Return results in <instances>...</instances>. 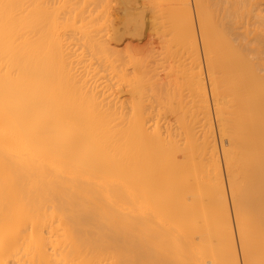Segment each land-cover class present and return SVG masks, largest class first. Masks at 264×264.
I'll use <instances>...</instances> for the list:
<instances>
[{"label": "bare ground", "instance_id": "1", "mask_svg": "<svg viewBox=\"0 0 264 264\" xmlns=\"http://www.w3.org/2000/svg\"><path fill=\"white\" fill-rule=\"evenodd\" d=\"M39 1L0 0V264H239L209 95L239 251L264 264V0H193L209 91L189 0L140 79L107 0L63 21Z\"/></svg>", "mask_w": 264, "mask_h": 264}, {"label": "rangeland", "instance_id": "2", "mask_svg": "<svg viewBox=\"0 0 264 264\" xmlns=\"http://www.w3.org/2000/svg\"><path fill=\"white\" fill-rule=\"evenodd\" d=\"M35 1L36 0H34V3H35ZM38 1L39 0H37V3H38ZM40 1H41V8L43 6V11H45V8L48 7L45 12L49 13V15H51V17H53L52 18L53 20L57 19L59 21H60V19H62V21H63L65 19V15H66V17L68 16V13L70 12L69 10L74 8L75 5L73 3H77L76 0H71L70 2L67 1V0H64V1H66L65 3H67V5L63 2V0H59V1L58 0H48V1L44 0L45 2L43 0H40ZM40 1H39V3H40ZM117 1L119 2V0H107V2H109L108 4H110V5L107 6V4H106V7H108L109 10L107 12L108 14L106 15L107 18H104L106 20V21L104 20L106 22V24L105 23L103 24L104 31H105L104 32V35H105L104 39H106L105 41L109 44V47H112L111 49H112L114 55H116V57H117V59H116V57H114L116 59V62L114 64H115L117 70L125 71L128 74V79L131 78L132 76L135 79H140L141 76H142L141 73L144 71V69H142L143 68L142 66H144L146 64V66H145V67H147V69L145 68L146 70H148V66H150L152 68V66H154L153 64H155V66H157L156 64L158 62L160 63V61H161L160 58L163 57L162 60L164 59V56H165L164 53H165V50H166V46L169 43H172V42H169L168 44L164 43V42H167V41H170V40L172 41L171 37L168 34H167L168 35L167 37H166V35L163 37L164 39L166 38L165 40L162 39V37H161V33L164 32L165 30H167V28L169 26V21H168L169 19H166L168 17H166L167 15L164 16L165 15L164 13L168 12L170 10V8H168L169 10L166 11L167 6H170L168 4H170V2L172 4V0H128L129 4L127 3L128 1L125 0V1H127V2H125L126 3L125 7H123L124 5H121L122 4L121 2L118 3ZM189 1H190L189 4H190V9H191V14H192V20L194 21V23H193L194 27H195L194 29L196 31L195 34H196L197 41H198L199 62H200L201 67H202L201 71L203 72V76L205 77L206 76V71H205L206 67L204 66L205 65V61H204V55L202 53L203 49L201 48L200 40H199L200 37H199V31H198V25H197L198 23H196L197 21H196L195 7H194L193 0H189ZM230 1L229 0H224L223 1L224 2L223 6L224 7L225 6L228 7L229 4H230L229 3ZM53 2L58 7H54L56 5H54ZM59 2H60V5H59ZM37 3H35V4L37 5ZM69 3H70V5H69ZM213 3H215V0L211 2V4H213ZM44 4H46V5L48 4V5L44 6ZM123 4H124V2H123ZM39 5L40 4H38V6ZM68 5L70 6V9H69ZM66 6H67V8H66ZM77 6H78V4H77ZM63 7H65V8L63 9ZM263 7H264V3L262 2L261 3V8H263ZM58 8H59V10H58ZM75 8H76V6H75ZM164 8H165V12L162 10ZM65 9H67V10H65ZM127 9H129V10H127ZM160 9H161L162 12L159 11ZM152 10H153L154 13L152 12ZM57 11H59L58 12V18H56L57 17V13H56ZM54 12H55V15H53ZM70 13H72V15H73L74 14V10L72 9V11ZM154 14H155L156 17H153ZM47 15H46V17L47 18L49 17V19H50L51 17L49 15L48 16ZM72 15H69L68 17H70ZM136 15H137V17L139 19L134 18ZM128 16H130L131 24H127V22H126L127 19L129 21V17ZM141 16H143V18H141ZM157 17H158V19H156ZM152 18H153V20H152ZM154 18H155L156 22L153 23V21H155ZM133 19L134 20L137 19L136 23L139 22L137 24L138 26L134 25V23L132 24V22H135ZM141 19H142V21H141ZM151 22H152L153 25H151ZM240 22H238V24H236V25L232 24L233 28H234V31L237 30L236 32H238V33L242 32V28L241 27L244 26V25H239V24H243L242 23L243 21L241 23ZM222 23L226 24V22H222ZM154 24H156V26ZM105 25H106V27H105ZM132 25H134V26H132ZM232 25L229 28L230 30L232 29ZM161 26L163 28L165 27L166 29L164 28L165 29L164 30L163 28H161ZM160 29H162L163 31L160 30ZM114 30L118 33L117 35H114V32H113ZM154 30H156V31H154ZM159 31H161V33ZM150 32L151 33L154 32V33L151 34ZM157 32L160 33L159 37H155L158 34ZM230 32H232L231 34L234 33L231 37H235L236 32H233L232 30ZM158 38H159V40H158ZM169 46H170V44L167 46V48ZM172 46L173 45H171V47ZM161 62H163V61H161ZM151 68H150V70H152L154 67L152 69ZM133 72H134V75H132ZM160 74H159V76H157L158 77L157 79L160 78V80H163L162 76L164 75V73H160ZM149 76H150V74H149ZM154 79H151V80L154 81ZM157 79H155V82L157 81ZM151 80H150V83L151 82L153 83V81H151ZM204 80L206 81V77L204 78ZM205 83H206V89L209 91V89L207 88L209 86L208 82L206 81ZM119 87H116V88H119ZM183 90H184V93H186V90L184 88H183ZM207 93L209 94V92H207ZM148 94L145 96L146 99L149 98L148 100L153 101L152 98L151 99H150V97L147 98ZM129 96H130V94L126 91V89H123L120 93L117 94L118 99L120 101H122V102H128L129 98H130ZM208 99H209V103H210V110L212 109L211 110V115L213 116L212 117V119H213L212 121L214 123V128H215L214 131L216 132V133L214 132L215 140L217 141L216 142V146H217V149L219 151H221V149H220L221 148V146H220L221 144H220L219 139H218L219 135H217L218 132L216 130V124H215L214 115H213V106H212V103H211L210 95L208 96ZM219 151H218V153L220 155L219 156V161L221 162L220 164H221V167H222V174H223V180H224V185H225V189H226V196L228 198L227 199L228 207H229L228 210L230 211V217H231L232 226H233V229H234L235 241H236L235 243H236L237 252H238V263L239 264H244L243 258L241 257V254H240V251H239V242H238V239H237V236H236V227H235L236 225L234 224L235 221H234V218H233L232 201H231V197H230L229 189H228V179H227V175H226V172H225V169H224L223 159L221 157L222 154Z\"/></svg>", "mask_w": 264, "mask_h": 264}]
</instances>
